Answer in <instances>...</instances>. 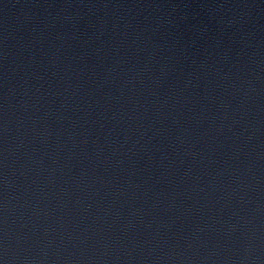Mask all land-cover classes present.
Returning <instances> with one entry per match:
<instances>
[{"label": "water", "instance_id": "water-1", "mask_svg": "<svg viewBox=\"0 0 264 264\" xmlns=\"http://www.w3.org/2000/svg\"><path fill=\"white\" fill-rule=\"evenodd\" d=\"M0 264H264V0H0Z\"/></svg>", "mask_w": 264, "mask_h": 264}]
</instances>
